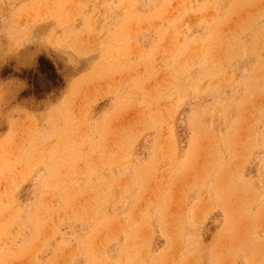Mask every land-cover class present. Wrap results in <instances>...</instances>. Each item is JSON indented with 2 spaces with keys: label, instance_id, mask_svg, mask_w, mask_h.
I'll use <instances>...</instances> for the list:
<instances>
[{
  "label": "rangeland",
  "instance_id": "374dc122",
  "mask_svg": "<svg viewBox=\"0 0 264 264\" xmlns=\"http://www.w3.org/2000/svg\"><path fill=\"white\" fill-rule=\"evenodd\" d=\"M0 264H264V0H0Z\"/></svg>",
  "mask_w": 264,
  "mask_h": 264
}]
</instances>
